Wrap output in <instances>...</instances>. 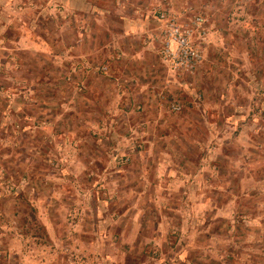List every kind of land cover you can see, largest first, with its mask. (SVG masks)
Returning a JSON list of instances; mask_svg holds the SVG:
<instances>
[{"label":"rangeland","instance_id":"374dc122","mask_svg":"<svg viewBox=\"0 0 264 264\" xmlns=\"http://www.w3.org/2000/svg\"><path fill=\"white\" fill-rule=\"evenodd\" d=\"M75 1L80 10L84 9L86 0ZM88 2L94 12V37L107 25L122 30V16L152 21L154 43L151 41L147 51L156 56L157 69L163 74L157 80L160 87L155 94L161 112L157 110L153 114L158 116L160 112L163 118L169 120L172 128L176 129L173 132L208 138L207 143L194 147L186 142L187 149L194 152L191 155L195 157L194 162L191 161L190 168H187L193 171V177L185 178L174 186L166 182L168 187L159 191L146 182L150 180L147 172L153 161L143 156L146 146L141 142L143 134L151 128L140 119L144 113L149 116L148 110L141 105L145 102H136L139 107L136 106L133 111L113 108L104 123L99 121L93 125L86 124L87 121L81 118L76 123L74 117L79 116L74 109H65L59 104L49 108L37 93L30 95L35 105H28L24 94L13 95L7 89L3 76L11 69L16 73L22 72L21 59L26 52L10 47L8 39L19 38L25 25L38 24V14L42 12H45V23L41 25L49 28V32L55 34L60 23L72 24V13L63 8V4L71 6V0H0V264H52L58 259L66 264H78L77 259L83 264H110L113 258L116 259L115 264H139L142 255L137 254V249L132 250V244L121 249L123 253L119 255L115 245L118 239L110 240L108 236L99 242L94 239L89 245L78 247L80 254L82 249L89 256L81 254L77 258L75 251L70 252L71 247L79 242L71 238L69 209L65 205L56 211L61 219L57 220L58 223L64 224L61 239L58 243L48 242L39 218L38 199L65 200L64 189L70 194L74 192L79 198L73 186L91 187L96 199H107L111 195V184L114 189L119 186V191L112 193L115 198L130 200L138 197V192H143L148 201L167 196L177 201L183 198L191 204L196 202L200 191L196 189L198 181L206 182L204 189L210 200L206 210L208 216L203 215L200 219L193 214L188 216L185 210H191L192 204L185 210L176 205L175 214L178 216L171 224L165 221V230L161 226L165 231L163 233L170 230L168 240L163 238L157 246L165 248L168 241L171 249L163 254L153 248L156 247L151 236L155 228L153 220L146 221L148 232L142 237L146 243L143 259L149 260V264H264V6L260 3L263 0ZM162 12L171 13L182 21L196 15L207 19L209 36L205 61L194 76H174L161 66L157 51L162 24L157 17ZM7 19L11 20L10 27ZM156 24H159V29ZM79 25H82L81 20ZM99 38L103 36L99 35ZM141 43L138 37L132 41L137 48ZM13 55L15 60L8 61L13 59ZM23 59L28 61L25 55ZM9 62L11 65H8ZM43 62L32 63V79L38 78L42 73L40 69L48 66L51 78L61 70L59 64L49 60ZM169 76L174 83L166 85L165 78ZM57 82L52 80L55 85ZM54 96L59 97V101L65 100L61 98L62 94ZM173 104H179L182 110L173 112ZM155 128L161 129L158 125ZM169 132L172 133V130ZM218 134L223 139L222 146L215 138ZM77 135L82 137L85 146L84 155L80 156L76 155L74 144L63 142L64 138ZM94 144L100 152L93 148V154L91 147ZM199 153H202L203 160L199 158ZM186 160L180 154L175 158L181 166ZM202 162L205 163L202 168H207L205 172L198 169ZM106 169L113 173L119 171L122 177L105 174ZM86 195L89 199L93 197L92 194ZM220 205L223 209L221 213L214 209ZM51 208L56 210V207ZM96 209L89 203L79 208L86 215L78 224L84 226V231L90 236H93L90 232L95 233L92 214ZM144 209L151 211L148 205ZM151 216L155 217L154 213L149 214V218ZM65 219L67 223H64ZM29 238L39 239H32L34 244L30 245ZM13 243L15 249H12V254L10 245ZM25 244H28L27 250ZM183 246L186 249L180 255L171 254V251H181ZM39 249L41 254H38ZM55 249H58L59 255L53 252Z\"/></svg>","mask_w":264,"mask_h":264},{"label":"crops","instance_id":"0c3cea01","mask_svg":"<svg viewBox=\"0 0 264 264\" xmlns=\"http://www.w3.org/2000/svg\"><path fill=\"white\" fill-rule=\"evenodd\" d=\"M88 3V0H86V5L83 7L84 9L81 10L77 7L78 5L75 0H71V6L63 4V8L69 9L72 13V24L67 22L60 23V25L58 24L55 34L54 32H49V28H44L42 26L44 25L42 22L45 23L43 19V17H45V12H42L38 14V24L35 25V23H32V25L29 26H27L28 24L25 25L23 34L21 33L19 38L10 37L8 39L10 47L17 48V50H24L29 54L24 53V55L28 57V61L23 59L24 55H22L21 64L23 69L21 73H16L11 69L9 74L3 76V78L6 79L4 83H7V89L12 92L13 95H26L25 98L27 99L26 103H28V105H35L33 103L35 100L31 99L30 95L37 93L41 95V101L48 105L49 108L50 105L59 104V107L65 109H74L76 115L79 116V118L77 116L74 117L76 123H79L82 119L83 121H87L86 124L89 123L93 125H96L99 121L104 123L108 116V112L113 108H117L120 111H133L137 106L136 102L140 103L143 101L145 103L141 105H143L144 110H148L147 114H149V116L144 113L143 116H140V119L151 126L150 131H148L147 134H143L141 138V142L144 144L143 146H146V153L144 151L143 156L153 161V165L147 172V174L150 175V180L146 182L150 186L153 185L155 188H158L159 191H163L164 188L168 187L166 182L174 186L179 181H185V178H192L193 171L187 168H190L191 161L194 162L195 157L191 156L193 151L187 149L186 142L193 144L195 147L196 144L200 145L201 143H207L208 138L182 135L179 132L175 133L173 131H176V129L172 128L169 120L161 116V109H159V103L156 100L155 94L157 93V88L160 87L158 86L159 82L157 80H159L163 74L157 69L158 61L156 56L151 54V51H147L149 50L148 45L151 46L152 42L154 43V35L152 34L153 29L151 28L153 27L152 21L136 20L135 18L122 16L120 17L122 30H115L112 25H107L106 28L103 27L102 31L98 32L99 35L103 36V38L100 39L98 34L94 37L96 34L92 28V26H94L92 19L94 12L93 7L90 6L89 8ZM260 3H263L262 6H264V0ZM79 12H83V14H79ZM7 20L10 23V27L11 20ZM80 20L82 22L81 26L79 25ZM156 25L157 29H159V24ZM137 37L140 38L142 42L141 46L138 48L135 44H132V41ZM111 40L113 41L111 42ZM157 53L159 55V51H157ZM12 58V60L8 59V61L12 62L15 60L14 55ZM46 60L54 64H59L61 66L59 69L61 68V70L56 74L50 73L52 75L55 74L53 78H51L47 72L48 66L45 69H40L42 73H40L38 78L32 79L33 64L36 63V61L40 63L44 61L43 63H45ZM10 62L8 65H11ZM160 64L164 67L162 63ZM102 67L106 68L107 71H100ZM164 68L168 70L166 67ZM167 72L174 74V76L178 75L169 70ZM11 73L13 74L11 75ZM170 76L165 78V80L167 79L166 85L173 82ZM52 80H57V84H53ZM35 81L36 84L34 83ZM60 94H62L61 98L65 100L59 101V97L54 96ZM137 97L140 99H137ZM84 108H86V110H84ZM157 110L160 111L158 116L153 114V111ZM152 116L156 117L151 119ZM157 125L161 127L160 130L155 128ZM169 130H172V133L169 132ZM215 138L218 141V145L221 143L220 146H222V137L218 134ZM213 139L212 137L211 140ZM63 142L69 143V145L74 144L76 146L74 149L76 155H84L83 147L85 146L82 137L78 135L76 137L69 136L67 139L64 138ZM92 146V152L93 148L96 152H100V148H98L97 145L94 144ZM179 154L187 159L184 166H181L179 162L177 163L175 161V158ZM201 156L202 153H199V158ZM201 159L203 160L202 157ZM198 164L199 163H197V165ZM202 165L205 167V163L202 162V164H199V172H205L207 170V168H202ZM116 172L117 174H115ZM116 172L113 173V171L108 172V169L105 170V174L110 173L111 176H119L121 178L122 174L119 173V171ZM163 175L164 178L162 179L161 176ZM198 183L199 187H194L200 191L198 192L196 202L191 203L192 211L190 209L185 210V207H189L191 204L183 198L177 201L167 196H161L158 198H151L148 201L143 192H138L139 196L130 200L120 197L115 198L112 193H114L115 190L119 191V186L118 189H114L111 184H109V194L111 195L107 199H96L92 191L93 188L91 187L83 189L81 186L80 188L73 186L72 188L76 190V194L80 195L79 198L74 195V192L70 194L68 190L63 188L67 195L65 200L59 198L52 199L50 197L39 198L37 201V208L39 210V218L43 223L48 237V242L51 243L53 241L54 243H58L62 236L61 228L64 227V224L62 222L58 223L57 220L60 221L61 219L57 217L56 211L58 212L62 209L61 205L68 207L70 228L72 227V229H69V232L72 233L71 238L79 242L77 244L75 243L74 247H71L70 252L72 253V251H75L77 258L79 257L78 255L81 254L84 257L89 256V253L87 252L85 254V251L82 249L80 254L78 252V247H85L89 245L90 241L94 242V239L99 242L100 239H104L103 237L108 236L107 238H110V240L112 238L118 239V242L115 244L117 245V254L120 255V253H123L121 249L126 248L128 244H132V250L137 249V254L142 255V261L139 264H149V260L143 259L145 258L143 254H145L144 248L146 243L143 242L142 237L146 236L148 232L146 229V221L152 222L153 220L155 225L153 229L154 232L151 233L152 241L156 243V247L153 248H155L159 254L170 251L169 249H171V247H168V241H166L167 246L165 248L157 246H159L163 238L165 240L169 238L167 234L170 233V230L167 229V232L163 233L165 231H163L161 226H164L165 221L171 224L176 216H178V214H175L177 209H175L176 205L180 206L182 210L184 209L188 213V216L193 214L200 219L203 215H207L206 210L207 206L210 204V200H208L207 190L204 189L206 182L203 183V181H198ZM86 193L88 195L92 194L93 197L90 199L86 198ZM56 196L57 195H55V198ZM88 203L94 206V208L97 207L95 211L93 210L92 214L95 220V233L90 232L94 237L92 235H87V232L84 231L86 230L85 227L78 224V221L86 215L84 212H80L79 208H81L83 204ZM152 204H155V207H153L154 209L151 207ZM146 205L149 206L150 212L144 209ZM51 207H56V210H53L54 213ZM99 209L100 211H98ZM214 209L219 213L223 210L221 205L214 207ZM151 213H154L155 217L151 216L152 218H149V214L151 215ZM67 221L68 220L65 219L64 223H67ZM143 222H145L144 227ZM139 237L141 238L137 241ZM32 239L37 240L39 238ZM32 239L29 238L28 240L30 241L27 240L30 242V245L34 244ZM148 242H151V240ZM36 245L35 242V247ZM27 246L28 244H25V250L29 248ZM30 247L32 248V246ZM10 249V253L13 254L12 249H15L14 243L10 245ZM185 249V246H183L181 251L175 250L170 253L180 255ZM41 252V249H39L38 254H41ZM53 252L59 255L58 249L53 250ZM61 253L62 252H60V254ZM109 258L112 260V257ZM58 260L52 264H66ZM114 260L116 259L113 258V263L110 264H115ZM80 261L77 259L76 262L78 264H83L80 263Z\"/></svg>","mask_w":264,"mask_h":264},{"label":"built area","instance_id":"2783aa9c","mask_svg":"<svg viewBox=\"0 0 264 264\" xmlns=\"http://www.w3.org/2000/svg\"><path fill=\"white\" fill-rule=\"evenodd\" d=\"M157 21L162 24L158 36L161 63L180 76H194L205 61L209 36L207 19L196 15L182 21L171 13L162 12ZM100 70L107 71L103 67ZM171 110L179 113L182 107L173 104Z\"/></svg>","mask_w":264,"mask_h":264}]
</instances>
